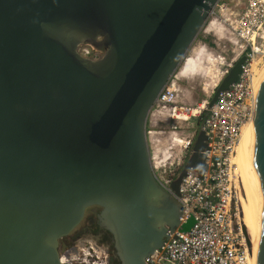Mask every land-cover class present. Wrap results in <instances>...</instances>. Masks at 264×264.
Instances as JSON below:
<instances>
[{
  "label": "water",
  "instance_id": "95a60500",
  "mask_svg": "<svg viewBox=\"0 0 264 264\" xmlns=\"http://www.w3.org/2000/svg\"><path fill=\"white\" fill-rule=\"evenodd\" d=\"M220 1L0 0V264H64L104 237L121 264H148L191 229L174 194L187 171L206 170V133L172 194L153 171L147 125ZM253 97L243 158L264 264V73ZM92 212L99 233L62 253Z\"/></svg>",
  "mask_w": 264,
  "mask_h": 264
},
{
  "label": "built area",
  "instance_id": "2783aa9c",
  "mask_svg": "<svg viewBox=\"0 0 264 264\" xmlns=\"http://www.w3.org/2000/svg\"><path fill=\"white\" fill-rule=\"evenodd\" d=\"M235 17L229 26L234 57L219 78H224L246 52L237 81L228 90L220 92L212 105L211 100H205L194 107L172 108L173 118H177L176 115L188 116V119L204 118L202 129L208 139L204 152L206 170L201 175L193 169L187 171L178 194H174L172 180L156 174L158 168L166 166L165 153L159 152L160 167L155 168L152 163L159 182L180 204L181 224L190 218L194 224L188 232L170 234L148 264H252L250 243L239 217L240 188L234 157L243 129L253 120V89L264 57V54L259 56L264 52V0H244V7ZM173 78L176 75L160 95L150 116L159 117L164 110H171L177 93ZM193 109L197 114L192 115ZM156 135L155 131L147 130L149 144L151 138L153 142L157 140ZM194 139H185L180 148L179 165H184L192 153ZM152 154L151 151V161ZM68 263L81 264V256H75Z\"/></svg>",
  "mask_w": 264,
  "mask_h": 264
},
{
  "label": "rangeland",
  "instance_id": "374dc122",
  "mask_svg": "<svg viewBox=\"0 0 264 264\" xmlns=\"http://www.w3.org/2000/svg\"><path fill=\"white\" fill-rule=\"evenodd\" d=\"M243 7H244V0H221L218 6L216 7V9L214 10L213 14L211 15L209 21H211L214 18L215 20L221 21L225 16H227V18L230 21H228L227 24L226 23L223 24L224 25L223 29L224 28L226 29V30L224 29V35H223L225 38L223 36L221 37L219 35H215L213 32L208 33V31H206L205 29L207 26L206 25L203 31L199 34L196 42L192 47V48H196L201 44V46H204L206 47V49H208V52H210V54H212L214 58H218L216 66L213 65L209 66L211 67L214 76H219L220 73L225 70L226 65L234 57V52H233L234 47L229 39V37L231 38L229 32L231 28L228 26H230L231 24L230 22H232L233 19L237 18L235 17L236 14L239 13ZM82 51L84 53L90 54V50L88 48H83ZM248 51L249 50H247V52ZM263 51H264V46H263ZM245 54L246 52L243 55ZM261 55L263 56L262 53H260L259 56ZM260 63H261L260 65L261 67L263 63V59L260 61ZM175 75H177V73ZM173 80L175 81V86L177 87V91H176L177 93L175 95L174 103L171 105V110H170L171 112L174 106L194 107L195 105L200 104L205 100H211L217 86L219 85V82L222 79L219 78V80L217 81V78H215V80L213 79L214 81H209L210 84H208V82H206L204 79H201L198 76L187 79L182 77H176L173 78ZM194 111L195 110L192 111V114H195ZM203 120H204L203 117H200L198 119L191 118L189 120H182V119L173 118L170 115L165 117L150 116L147 129L155 131L157 133L155 139H157L156 141L158 142L157 143L155 141L156 143L154 144L153 148L158 149L159 147L164 152L166 146L168 148L170 143V139H167V137L172 136V134L180 135L184 139H188L190 137L195 138L199 133V131L202 129ZM170 133L172 134L170 135ZM150 148L152 151L153 148L151 144H150ZM180 148H178L179 150H177L176 148L175 149L176 151L172 150L171 152L172 157L166 160V166L164 168L161 169L158 168L156 170L157 175L163 178L165 177L166 179L169 180H173L176 177V175L178 174V170L181 167V165L178 164V159H179L178 157H180ZM236 175L238 177V182H239V176L238 174ZM240 194H242L241 190H240ZM239 217L241 221L240 201H239ZM83 246H85V244H82V247ZM64 251H66V247L61 248V252L63 253ZM252 261L253 264H255L253 258Z\"/></svg>",
  "mask_w": 264,
  "mask_h": 264
},
{
  "label": "bare ground",
  "instance_id": "6f19581e",
  "mask_svg": "<svg viewBox=\"0 0 264 264\" xmlns=\"http://www.w3.org/2000/svg\"><path fill=\"white\" fill-rule=\"evenodd\" d=\"M222 18H223V16H222ZM228 21H230V20L227 18V16H225L221 21L215 20V18H214L208 22L205 29H206V31H208V33L213 32L215 35H219L222 37L224 35V29H225V28L223 29V26H224L223 24H225V23L227 24ZM229 39H230V37H229ZM262 54H264V52H262ZM217 59L218 58H214L212 56V54H210V52H208V49H206V47L201 46V44H200L196 48L191 49V51L187 55L186 59L184 60L183 64L179 68L176 77H182V78L187 79V78H192V77L198 76L201 79H204L206 82H208V84H210L209 81H214L215 78H217V81H218L220 75L214 76V73L212 72L211 67H209L210 65L216 66ZM257 71H258V75H257V78L255 80L256 85H257L259 79L261 78L262 74L264 73V57H263L262 66L259 67ZM174 89L176 90L177 87L174 86ZM253 106H254V104H253ZM193 110H195L194 112H195V114H197V110L196 109H193ZM160 115H159V117H165L168 115L172 116V112L170 110H168V111L164 110L162 115L161 116ZM192 115H194V114H192ZM175 117H177L176 119L189 120L188 116L176 115ZM250 121L252 122V120H250ZM251 122H248V124L243 129L241 140H240V143L237 147L236 156L234 157L235 158L234 163L236 165L235 173L238 174V176H239V186H240V190L242 192V194H240L241 221H242L244 230L246 232V235L248 237V241L250 243L251 256L254 259L255 264H261L260 242H259L258 227H257L256 214H255V208H254V200H253L251 186H250L249 180L247 178L245 165H244V158H243V147H244L245 138H246V135H247V132H248V129H249ZM171 134L172 133H170V135ZM167 139H170V143H169L168 148L166 146V149L165 150L163 149L164 153H165V160L170 159L172 157L171 156L172 150H175L176 148H177V150H179L178 148L182 147V145L185 143V139L182 138L180 135H177V134H172V136L167 137ZM156 142L155 141L153 142V139L151 138L150 144L152 145V148L154 147V144ZM166 144H168V143H166ZM161 150L162 149L159 147H158V149L157 148L152 149V153H153L152 154L153 155L152 156V163H153V165H155V168L160 167V165L158 163H160L159 152ZM81 246H82V244L80 245V247L76 248V250L74 249L73 252H71L69 254V256L78 255L76 252L79 251ZM252 264H253V261H252Z\"/></svg>",
  "mask_w": 264,
  "mask_h": 264
},
{
  "label": "flooded vegetation",
  "instance_id": "af4514ba",
  "mask_svg": "<svg viewBox=\"0 0 264 264\" xmlns=\"http://www.w3.org/2000/svg\"><path fill=\"white\" fill-rule=\"evenodd\" d=\"M184 166L185 164L179 168L178 174L183 170ZM172 182H171V188H172ZM88 216L90 218H87V220H85V222L83 223V225L80 227L79 230L75 231L71 236L66 237L64 239L62 245L66 247V249L73 248V245L75 244L78 235H82L86 232H90L94 235L99 233L100 228L97 224V213L92 212ZM89 219H92V222L90 224L88 222ZM92 244L90 245V247L87 246L88 248H85V251H83L80 254L82 260L81 264H121V261L116 254V250L112 239H109L108 237H104L99 242L96 241V244H94V242ZM72 257L74 258L75 256L68 255V257L64 260V264H69L68 262L71 259H73Z\"/></svg>",
  "mask_w": 264,
  "mask_h": 264
}]
</instances>
